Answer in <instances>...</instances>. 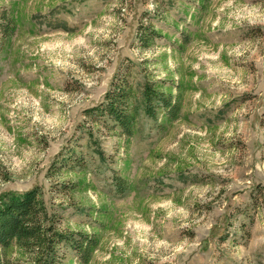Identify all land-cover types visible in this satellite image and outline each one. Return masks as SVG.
<instances>
[{"label":"rangeland","instance_id":"1","mask_svg":"<svg viewBox=\"0 0 264 264\" xmlns=\"http://www.w3.org/2000/svg\"><path fill=\"white\" fill-rule=\"evenodd\" d=\"M2 12L16 30L0 32V195L38 186L62 230L95 236L87 263L62 244L60 264H264V0H0ZM121 81L130 136L89 114ZM147 81L176 115H148Z\"/></svg>","mask_w":264,"mask_h":264},{"label":"trees","instance_id":"2","mask_svg":"<svg viewBox=\"0 0 264 264\" xmlns=\"http://www.w3.org/2000/svg\"><path fill=\"white\" fill-rule=\"evenodd\" d=\"M16 30V22L7 12L0 14V32L4 39ZM154 31L140 34L142 44L147 45ZM125 81L113 83L102 103L90 109L91 116H107L123 134L130 136L136 114L128 110L129 89ZM146 111L156 117L160 108L174 116L178 106L171 95L156 90L148 81L143 85ZM117 188L124 191L125 184L116 180ZM59 216L50 212L40 187L35 186L24 192H7L0 195V264H60L59 246L66 244L87 263L97 244L95 236L83 231L62 230ZM19 247L27 259H15L11 247Z\"/></svg>","mask_w":264,"mask_h":264}]
</instances>
